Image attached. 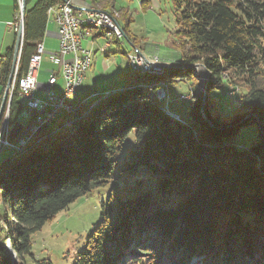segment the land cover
Listing matches in <instances>:
<instances>
[{
    "label": "trees",
    "instance_id": "1",
    "mask_svg": "<svg viewBox=\"0 0 264 264\" xmlns=\"http://www.w3.org/2000/svg\"><path fill=\"white\" fill-rule=\"evenodd\" d=\"M92 1L117 15L128 41L138 47L130 30L132 12L116 9V0ZM173 2V45L182 61L162 82L190 84V120L182 124L168 116L154 100L162 86L146 87L161 80L131 69L119 91L60 116L0 166V264H25L35 234L115 180V158L133 131L137 149L119 174L145 170L156 188L146 191L137 181L133 198L115 209L110 201L73 264H264V0ZM61 3L26 0L18 79L44 42L49 10ZM102 32L96 36L107 33ZM111 42L120 48L121 41ZM13 58L14 50L0 57L1 101ZM198 65L208 71L205 99L195 93ZM238 84L246 91L231 112L212 94ZM16 92L12 122L23 110ZM250 126L258 129L259 139L247 146L243 130Z\"/></svg>",
    "mask_w": 264,
    "mask_h": 264
},
{
    "label": "rangeland",
    "instance_id": "2",
    "mask_svg": "<svg viewBox=\"0 0 264 264\" xmlns=\"http://www.w3.org/2000/svg\"><path fill=\"white\" fill-rule=\"evenodd\" d=\"M144 1H151V3H145ZM20 7L21 5L19 2V12L17 16L19 18H21ZM121 8H128L132 12L134 22L130 28L131 33L137 38L142 39L144 44L148 47H153V49L158 47L161 49L159 54L154 55V60H146V63L158 66L156 68V72L155 70L146 69L142 66H134V62H130L129 67L128 61L122 54L111 55L110 61L107 62L105 54L98 51L95 54L96 56H93L92 67L87 74L85 82L79 89L80 93L76 97L77 100H80V98L84 96L82 95L83 92L88 89L91 91L89 95L94 94V97L91 96V100L96 101L100 98V92H102V90H100V83L96 77L93 78V74L94 76L95 73L98 72L100 74H106L104 79L108 80L109 83H112V85L108 87L117 88L121 85L125 86L127 83L126 79H121L117 76L122 73L126 74L128 70L131 69L133 72H140L142 74L153 76L157 80H161V82L158 81V83L153 86L146 87L152 88L161 85L162 87L157 89L154 100L161 105L162 110L168 116L181 122L182 124H186V122L190 120L189 110L192 102L183 103L179 101V97L181 95H186L187 101H190V99L194 96V93L190 88V84L186 82H170L169 84H167V82H162V79H165L166 76L169 75L167 68L179 66L182 61V53L173 45V34L177 28L173 0H116V9ZM94 12L108 14V16L112 19L113 24L119 28L117 21L114 18L117 15L113 16L109 13L103 12V10L97 9H95ZM16 22L17 21H15V23ZM82 29H98V31L95 32L99 33L107 31L105 34L111 36V38L112 36L121 38L120 33L116 32L115 29L108 27L96 28L92 26H82ZM105 43L106 42L104 40L102 41L99 39L96 47L102 48L105 46ZM122 47L125 53H129L131 51V46L126 41L122 42ZM110 51L113 52L115 49L108 50L107 53ZM168 55L173 56L172 59L170 58L171 62L164 60ZM130 61H134V56H130ZM203 70L201 68H198V70L196 69L195 76L199 85L195 93L197 95L199 94V97L205 99L206 94L207 96L209 94L206 90L207 82L204 84L205 86L200 89V81L207 80L208 74H205L206 72L204 73ZM119 81H121V83H119ZM238 85V87H231L230 89L227 88L225 92H215L212 96L215 95L220 101V104H222V106L225 105V109L232 112V110H236L239 105L238 97L241 98L246 91L242 84ZM241 87L243 89H241ZM162 89H164V93L166 94L165 100H162V98L158 95ZM1 92L2 89L0 87V93ZM78 102L79 101L75 103ZM86 102L81 103L82 109L86 107ZM73 111V106H71L70 110L59 112L55 119H52L49 123L40 126L31 138L27 140L23 144V147L16 153L11 155V152L6 149L1 154L0 161H4L5 159L8 161L10 158L23 152L39 133L52 126L60 116H69L73 113ZM258 139L259 132L255 126L244 128L242 141L245 145L251 146L257 143ZM136 149L137 142L135 132L133 131L124 141L121 151L115 158L118 171L116 179L109 182L104 187L94 189L86 196H83L78 201L70 205L67 210L61 212L56 218L47 223L45 227L39 233L35 234L32 239V255L28 258H24L22 262L25 264H73L76 260L77 252L84 250L88 235L102 222L104 218V211L108 209L110 201L115 209L119 202H124L128 198H133L137 194V190L134 189V185L137 181L141 182L146 191L156 188V180L148 176L145 170H142L134 176L127 173L119 174L122 165L130 159L131 152ZM3 238L4 237H1V239ZM3 242L6 246L9 245L7 240H4ZM12 259L14 261L16 260L17 263L19 262L18 259H16L15 254H12Z\"/></svg>",
    "mask_w": 264,
    "mask_h": 264
},
{
    "label": "built area",
    "instance_id": "3",
    "mask_svg": "<svg viewBox=\"0 0 264 264\" xmlns=\"http://www.w3.org/2000/svg\"><path fill=\"white\" fill-rule=\"evenodd\" d=\"M21 1L20 5H21ZM74 0H62V3L57 7L51 8L48 12L50 18L54 20L58 27L59 35V50L56 56L51 59L56 64L61 65L60 76L64 82V91L62 95L50 91L45 101H38L35 98L37 89L38 73L41 68L43 58L45 55L44 42L37 44L35 54L31 57L28 71L21 78H17L19 62L16 67L14 76L13 91L17 90L19 95L26 99L28 107L35 113L36 129L40 124L48 122L50 119H55L59 112H64L70 109V98L74 92L83 83L86 74L92 67L93 54L88 50L84 42L95 34H98V29H82V21L97 20L98 23L113 24L108 20V14L102 12H94V9L86 7H75ZM16 23H9V26L15 28L16 32L22 24V18L17 17ZM116 32L120 33V29L116 26ZM111 44V36L106 35L105 46L100 48L99 51L104 53ZM64 58H69L64 60ZM135 66H142L146 69L155 70L158 66L146 63V60L134 55ZM57 82V75H52L49 83L54 86ZM164 89L158 94L162 100L166 99ZM162 93V94H161ZM1 101V98H0ZM180 101L188 102L187 96L180 97ZM5 126H7L8 116H5ZM6 133L0 131V148L2 145L13 147L10 142L4 140ZM2 164V163H1ZM0 164V166H1Z\"/></svg>",
    "mask_w": 264,
    "mask_h": 264
},
{
    "label": "crops",
    "instance_id": "4",
    "mask_svg": "<svg viewBox=\"0 0 264 264\" xmlns=\"http://www.w3.org/2000/svg\"><path fill=\"white\" fill-rule=\"evenodd\" d=\"M96 1L101 2L103 0H96ZM148 2L151 3V1H147V3ZM18 4H19V0H0V57L1 58L6 56V54L9 50L15 49V45H16V41H17V32H16L15 28L9 26V23H14L16 21V17L18 16V13H17V5ZM73 4L75 7H86L88 9L101 10V9H98L97 6H95V4L93 3L92 0H74ZM131 26H130V28H131ZM96 35L97 34H95L93 37H91L90 39H88L84 42L85 47L92 52L93 56L99 51L97 49L100 48V47H98V48L96 47L98 40L101 39L102 41L104 40L106 42V36L104 37V36H100V35L96 36ZM122 42L123 41H121L119 43L120 48H118L119 46L116 45L115 43L114 44L112 43L110 45V47L107 49V51L111 50V49H115V51H113V52L110 51L109 53H107V52L105 53L107 62L110 61L111 55L121 54V53H118V51L119 50L121 51V49H123ZM138 42H140L138 47L140 48L141 52L145 56L149 57V56L154 55V54H159V51L161 50L158 47L154 48V49H153V47H148L146 44H144V41H142V39L138 38ZM44 45H45V55L43 58L41 68L39 70V75H38L39 84H38V89H37V93H36L37 98L42 99V100L45 98L46 93L49 89V87L47 86V79L51 75H57V78H58L57 83L55 85L56 91L58 93H61L64 90V82L60 76L61 65L56 64L51 59L53 56L57 55L58 50H59L58 27L55 24L52 17H51L49 24H48V27H47V32H46L45 39H44ZM123 57L127 60V56L123 55ZM172 57L173 56L168 55L167 58L164 60L171 62L170 58L172 59ZM68 59L69 58H64L63 61L68 60ZM123 74L124 73L119 74L117 77L123 79V77H122ZM105 75L106 74H100L99 72L95 73V76L93 74V78L96 77L98 82L100 83V88H101L100 90H102V92H100V98L103 96H106L110 93L117 92L120 89H122L124 86V85L123 86L121 85L120 87H117V88L108 87V86H111L112 83H109L108 80L104 79ZM86 78H87V75H86ZM119 83H121V81H119ZM90 92H91L90 89H88L87 91H84L82 94L84 96L81 97L80 100H77L76 97L80 93V90H78L72 99L73 103L77 104L75 106L81 107L82 102L89 101L91 96L94 97L93 96L94 94L89 95ZM77 101H79L78 102L79 104L75 103ZM19 102L22 105L24 104V100L22 98L19 99ZM30 125H31L30 116H29L28 112L23 110V112L16 118V123H15V126H16L15 127L16 128L15 133L16 134L14 133L13 136H15V135H18V136L22 135L23 136L28 131Z\"/></svg>",
    "mask_w": 264,
    "mask_h": 264
},
{
    "label": "water",
    "instance_id": "5",
    "mask_svg": "<svg viewBox=\"0 0 264 264\" xmlns=\"http://www.w3.org/2000/svg\"><path fill=\"white\" fill-rule=\"evenodd\" d=\"M20 10H21V18H22V24H21V27H20V29H19V32L17 33V41H16V45H15V49H14V58H13V65H12V70H11V74H10V77H9V80H8V83H7V86H6V88H5V91H4V93H3V96H2V101H1V104H0V131H3V133L5 134L6 133V135H5V138H4V140L6 141V142H10L12 145H13V147L11 148V147H8V146H5V145H2L1 146V148H0V156H1V154L6 150V149H8L10 152H11V155L13 154V153H16L20 148H22L23 147V142H25L28 138H29V136L31 135V133H32V131L34 130V127L36 126V122H35V113L34 112H32L31 110H30V108L28 107V104H27V101H26V99L25 98H23L21 95H19V93H18V91L16 92L17 93V95H18V100L20 99V98H22L23 100H24V104L22 105L23 106V110L24 111H26V112H28V114H29V116H30V119H31V125H30V127H29V129H28V131L26 132V134H24L23 136L22 135H15V136H13V134L15 133V131H16V126H15V123H16V121L15 122H12L11 121V103H12V99H13V96H14V93H15V91H13V93H12V87H13V83H14V76H15V72H16V67H17V65H18V62H19V59H20V54H21V48H22V42H23V36H24V18H25V14H26V0H22L21 1V7H20ZM118 24V23H117ZM118 26H119V29H120V32H121V38H117L116 36H112V38L114 37V38H116L117 40H119V41H123V42H127L130 46H131V51H130V53L127 55V61H128V65H129V67H130V56H138V57H140V58H143V59H145V60H147V61H150V60H154V55H151V56H145L142 52H141V50H140V48L139 47H136V46H133L132 44H131V42H129L128 41V39H127V37H126V35H125V33H124V31H123V29L120 27V25L118 24ZM111 38V39H112ZM111 44H112V42H111ZM110 44V45H111ZM110 47V46H109ZM108 47V48H109ZM107 48V49H108ZM106 52H107V50H106ZM105 52V53H106ZM105 53H103V54H105ZM158 60V59H157ZM159 61V60H158ZM168 68H170V67H168ZM167 68V71H169L170 69H168ZM172 68H177V66H172ZM198 68H201L203 71H204V73L205 74H208V71L206 70V68L205 67H203V66H200V65H198V66H196V68H195V72H194V74L196 75V69L198 70ZM91 69V68H90ZM38 75H39V73H38ZM87 75V74H86ZM51 77H52V75L51 76H49L48 77V79H47V86L49 87V89H48V91H47V93H46V96H45V98L42 100V99H39V98H37V96H36V93H37V89H38V84H39V82H38V79H37V89H36V92H35V98L38 100V101H45L46 100V98H47V95H48V93L50 92V91H54L56 94H58V95H62L63 94V92H61V93H58L57 91H56V89H55V85L54 86H51L50 85V83H49V81H50V79H51ZM85 79H86V76H85ZM85 79H84V81H85ZM57 80H58V78H57ZM84 81H83V83H84ZM207 82V80H204V81H200V89H201V87H203V86H205L204 84ZM57 83V82H56ZM83 83L81 84V86L83 85ZM80 86V87H81ZM80 87L74 92V94H73V96L70 98V103H71V105L73 106V109L75 110L76 108H79V107H77V106H75V104L73 103V101H72V99H73V97H74V95L77 93V91L80 89ZM64 91V90H63ZM199 95V94H198ZM182 96V95H181ZM180 96V97H181ZM180 97H179V101H180ZM192 100H193V97L190 99V101L189 102H183V101H181V102H183V103H191L192 102ZM20 103V102H19ZM23 110H22V112H23ZM204 110H205V106L203 105L202 106V110H201V112H202V114L205 116V113H204ZM21 112V113H22ZM20 113V114H21ZM19 114V115H20ZM5 116H8V120H7V126H5V120H6V118H5ZM255 118H256V116H255ZM262 132V134H263V140H264V132L263 131H261ZM20 133V132H19ZM16 134V133H15ZM22 136V137H21ZM10 155V156H11ZM7 161V159H5L4 161H0V164L1 163H4V162H6Z\"/></svg>",
    "mask_w": 264,
    "mask_h": 264
},
{
    "label": "bare ground",
    "instance_id": "6",
    "mask_svg": "<svg viewBox=\"0 0 264 264\" xmlns=\"http://www.w3.org/2000/svg\"><path fill=\"white\" fill-rule=\"evenodd\" d=\"M103 14V13H102ZM108 20L112 21V19L108 16ZM113 22V21H112ZM82 26H92V27H96V28H102V27H108V28H112V29H115L116 30V26L114 24H106V23H98L97 20H85V21H82ZM135 66V65H134ZM70 109H71V106H70ZM69 109V110H70ZM52 119H50L48 122H45L43 124H40V126L44 125V124H47L51 121ZM38 126L36 129H34L31 133V135L29 136V138L27 140H29L31 138V136L38 130V128L40 127ZM26 140V141H27ZM25 141V142H26ZM23 142V144L25 143Z\"/></svg>",
    "mask_w": 264,
    "mask_h": 264
}]
</instances>
